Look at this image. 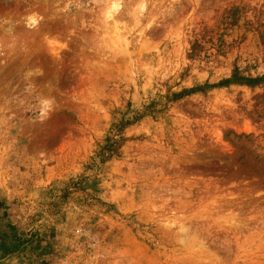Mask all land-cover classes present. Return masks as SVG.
<instances>
[{
  "label": "rangeland",
  "instance_id": "1",
  "mask_svg": "<svg viewBox=\"0 0 264 264\" xmlns=\"http://www.w3.org/2000/svg\"><path fill=\"white\" fill-rule=\"evenodd\" d=\"M0 264H264V0H0Z\"/></svg>",
  "mask_w": 264,
  "mask_h": 264
},
{
  "label": "bare ground",
  "instance_id": "2",
  "mask_svg": "<svg viewBox=\"0 0 264 264\" xmlns=\"http://www.w3.org/2000/svg\"><path fill=\"white\" fill-rule=\"evenodd\" d=\"M114 11V10H113ZM117 11V10H116ZM34 20L32 19L31 21L29 20L28 23L32 24Z\"/></svg>",
  "mask_w": 264,
  "mask_h": 264
},
{
  "label": "trees",
  "instance_id": "3",
  "mask_svg": "<svg viewBox=\"0 0 264 264\" xmlns=\"http://www.w3.org/2000/svg\"><path fill=\"white\" fill-rule=\"evenodd\" d=\"M228 83H229V81H226V82H224V83H222V84L224 85V84H228Z\"/></svg>",
  "mask_w": 264,
  "mask_h": 264
}]
</instances>
